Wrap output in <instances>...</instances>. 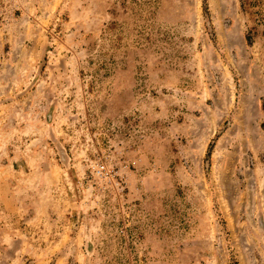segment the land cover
<instances>
[{
  "label": "rangeland",
  "instance_id": "1",
  "mask_svg": "<svg viewBox=\"0 0 264 264\" xmlns=\"http://www.w3.org/2000/svg\"><path fill=\"white\" fill-rule=\"evenodd\" d=\"M0 264H264V0H0Z\"/></svg>",
  "mask_w": 264,
  "mask_h": 264
}]
</instances>
